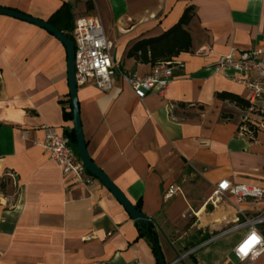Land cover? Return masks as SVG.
Returning <instances> with one entry per match:
<instances>
[{"label": "crops", "instance_id": "0c3cea01", "mask_svg": "<svg viewBox=\"0 0 264 264\" xmlns=\"http://www.w3.org/2000/svg\"><path fill=\"white\" fill-rule=\"evenodd\" d=\"M65 2L73 27L78 17H97L120 71L138 75L152 65L128 50L193 7L186 25L192 45L173 57L164 94L140 99L119 73L109 90L92 82L77 87L87 152L153 218L167 264H264V253L242 262L234 253L251 226L245 218L264 212V198H247L239 215L228 194L212 197L222 179L264 188V99L246 109L216 96L248 100L237 80L242 74L216 65L223 55L249 50H260L264 61V0H0V6L48 21ZM66 59L65 46L48 30L0 15V264H156L113 194L97 178L87 187L67 184L42 146L45 127L67 138L73 130L64 116L72 112ZM244 120L252 135L239 133ZM170 185L179 189L166 200ZM255 227L264 235V222Z\"/></svg>", "mask_w": 264, "mask_h": 264}, {"label": "built area", "instance_id": "2783aa9c", "mask_svg": "<svg viewBox=\"0 0 264 264\" xmlns=\"http://www.w3.org/2000/svg\"><path fill=\"white\" fill-rule=\"evenodd\" d=\"M72 40L74 42V78L77 86L92 82L101 90H109L113 85L115 73H119L134 94L142 99L152 91L164 94L173 80V69L176 63L173 58L153 64L145 75L120 71L119 63L113 60L110 53L111 42L107 39L100 20L95 16L86 15L75 20ZM260 55V50L232 52L221 56L216 65V70H230L242 74V77L237 80L248 90V100L251 104H254L256 100L264 99V61ZM260 126L264 125L260 124ZM239 133L252 135L253 132L247 123H243ZM21 137H25V134L22 133ZM42 146L48 152L49 158L60 167L62 177L67 184L87 187L92 183L93 177L86 171L67 137L47 126L44 128ZM178 189L175 185L168 186L163 198L166 200L171 198ZM226 194L230 197L237 214L242 215L244 201L247 198L261 200L264 198V188L222 179L215 185L212 197L218 199ZM262 222H264V212L245 218L244 223H249L251 226L234 247V253L239 261L252 260L264 253V235L255 227V224Z\"/></svg>", "mask_w": 264, "mask_h": 264}, {"label": "trees", "instance_id": "16d2710c", "mask_svg": "<svg viewBox=\"0 0 264 264\" xmlns=\"http://www.w3.org/2000/svg\"><path fill=\"white\" fill-rule=\"evenodd\" d=\"M71 10V4L65 2L48 19V22L52 23L60 30H64L66 36L69 38H72L71 31L73 30V24L71 22ZM192 17L193 7L190 6L184 10L181 17L174 25H172L160 35L138 40L128 50L127 55L129 57H134L139 62L150 63L153 65L160 61L169 60L181 52L189 51L192 43L191 36L186 29V25H188ZM216 96L221 99H228L237 106L245 107L246 109L251 108L253 105L249 102V100H243L239 96L231 93L222 92L217 93ZM64 116L72 118V112H64ZM243 123L247 122L245 121L242 122V124ZM249 129H251L252 132H255V129L252 125H249ZM66 135L68 136L70 143L74 146L76 151L74 131L72 130ZM91 176L95 178L93 175ZM134 206L141 211L140 201H137ZM136 226L138 229V238H144L145 241L150 245L156 258V264H159L158 251L160 247L158 244V235L154 223L150 221L148 225H143L140 227L138 224H136Z\"/></svg>", "mask_w": 264, "mask_h": 264}, {"label": "water", "instance_id": "95a60500", "mask_svg": "<svg viewBox=\"0 0 264 264\" xmlns=\"http://www.w3.org/2000/svg\"><path fill=\"white\" fill-rule=\"evenodd\" d=\"M0 15H7L10 17H14L17 19H21L30 23H33L37 26L45 28L54 36H56L65 46L66 49V69H67V82H68V92L70 98V104L72 108V124L73 131L75 134V146L78 157L84 164V167L87 172L97 178L103 186L109 190L113 196L123 205L125 210L128 212L133 221L138 224V226L148 225L150 221L153 220L151 216L144 214L142 211L138 210L132 202H130L124 193L110 180V178L100 169L98 168L92 159L90 158L85 139L83 136L81 122H80V114L78 108V99H77V84L74 78V42L72 38L66 36V34L57 28L52 23L47 20H42L40 18L30 16L26 13L18 11L16 9L1 7L0 6ZM158 247V245H157ZM158 263L159 264H167L164 260L162 252L159 248L158 251Z\"/></svg>", "mask_w": 264, "mask_h": 264}]
</instances>
